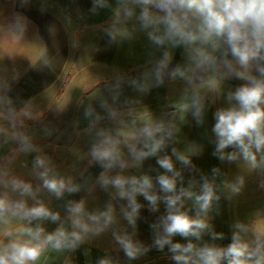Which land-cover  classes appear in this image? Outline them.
<instances>
[{"label": "crops", "instance_id": "obj_1", "mask_svg": "<svg viewBox=\"0 0 264 264\" xmlns=\"http://www.w3.org/2000/svg\"><path fill=\"white\" fill-rule=\"evenodd\" d=\"M138 16L135 0H0V196L28 206L42 202L60 214L56 222H0V241L6 244L17 235L30 239L17 232L29 227H43L45 235L61 224L71 231L67 208L73 201L83 200L89 212L111 203L116 216L109 228L85 234L74 247L45 245L34 264H99L101 259L176 264L168 245L162 250L154 245L158 230L152 226L164 215L163 204L154 212L138 196L142 207L133 226L124 218L127 201L99 182L102 173L148 174L154 182L163 173L156 157L137 164L131 154L143 147L146 127H161L158 136L166 147L160 155L172 156L183 178L178 189L198 194L205 180L215 186L219 200L207 215L210 231L198 245L225 247L236 231L253 248L264 241V164L253 168L240 156L229 161L214 155V113L229 106L228 93L244 81L226 74L219 60L214 68L195 67L183 45H155ZM165 53L171 59L158 83L155 69ZM176 67L185 75L172 76ZM194 101L203 107L202 123L193 115ZM101 132L120 141L126 168L105 170L93 160L91 149ZM173 149L191 163L179 162ZM38 157L46 159L50 175L70 180L79 190L56 197L44 188L39 173L45 168L36 167ZM13 180L30 183L33 193L13 191ZM183 203L194 214V199ZM6 230L14 236H5ZM213 233L222 238L214 239ZM125 234L146 249L136 259L127 258L116 240ZM176 242L187 243L179 236L173 237Z\"/></svg>", "mask_w": 264, "mask_h": 264}, {"label": "clouds", "instance_id": "obj_2", "mask_svg": "<svg viewBox=\"0 0 264 264\" xmlns=\"http://www.w3.org/2000/svg\"><path fill=\"white\" fill-rule=\"evenodd\" d=\"M135 4L139 7L141 26L151 29L147 35L155 45H183L195 67L214 68L219 60L226 74L244 81L228 93L229 106L214 113V155L229 161L240 156L253 168L264 164V0H135ZM170 59L165 53L157 64L158 83H162L161 73L167 69ZM171 74L184 76L185 72L176 67ZM192 108L197 122L202 123V105L194 101ZM161 130L159 126L146 127L143 147L131 151L137 164L149 157L157 158V164L164 171L156 176L155 182L148 174L108 176L102 173L99 178L101 186L113 187L118 198L127 201L124 218L129 224H136L142 207L137 201L138 196H142L154 212L163 204L165 213L152 226L158 230L154 245L161 250L168 245L176 264H264V245L258 243L253 248L242 239L240 231L232 234L231 243L225 247L196 243L210 231L207 215L219 196L214 184L208 180L204 181L198 194L177 188L178 179L182 181L183 178L175 170L172 156L160 155L166 147L165 139L158 136ZM99 137L91 149L93 160L105 170L126 168L120 141L104 132ZM229 148L233 151L226 152ZM173 155L184 165L191 163L188 156L175 149ZM46 163L44 157L36 160V167L45 168L39 173L44 188L56 197L79 190L70 180L50 175ZM11 187L21 196L33 193L32 185L21 180H13ZM231 190L238 192L239 187L232 185ZM185 199H194V214L184 210ZM67 212L71 231L61 224L55 232L45 235L43 227H29L17 232L30 239H21L17 235L6 244L0 241V264H34L45 245L74 247L85 234H99L116 222L111 203L102 211L89 212L83 200L73 201ZM11 218L56 222L60 220V214L42 202L28 206L24 200L13 201L7 195L0 196V222L8 223ZM236 227L243 228L242 225ZM4 235L13 237L14 233L6 230ZM176 236L187 243H173ZM213 238H222V234L213 233ZM116 240L129 259H136L146 250L128 234L116 235ZM99 264H111V261L101 259Z\"/></svg>", "mask_w": 264, "mask_h": 264}, {"label": "water", "instance_id": "obj_3", "mask_svg": "<svg viewBox=\"0 0 264 264\" xmlns=\"http://www.w3.org/2000/svg\"><path fill=\"white\" fill-rule=\"evenodd\" d=\"M264 243V241L261 243V245Z\"/></svg>", "mask_w": 264, "mask_h": 264}]
</instances>
